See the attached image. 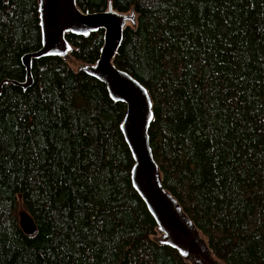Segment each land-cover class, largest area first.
I'll list each match as a JSON object with an SVG mask.
<instances>
[{"label":"trees","instance_id":"16d2710c","mask_svg":"<svg viewBox=\"0 0 264 264\" xmlns=\"http://www.w3.org/2000/svg\"><path fill=\"white\" fill-rule=\"evenodd\" d=\"M135 11L115 64L154 103L151 147L164 187L222 264H264V0H77ZM103 31L68 35L94 64ZM42 46L38 0H0V85L24 82ZM28 90L0 95V264H190L155 241L131 180L126 106L57 57ZM19 198L35 236L20 225Z\"/></svg>","mask_w":264,"mask_h":264},{"label":"water","instance_id":"95a60500","mask_svg":"<svg viewBox=\"0 0 264 264\" xmlns=\"http://www.w3.org/2000/svg\"><path fill=\"white\" fill-rule=\"evenodd\" d=\"M38 14L42 46L22 58L27 73L25 81L4 80L0 85V95L4 85L11 84L25 91L31 88L35 60L57 57L70 62L73 46L67 40L68 35L89 37L103 31L99 59L94 64L79 66L77 72L102 83L113 102L126 106L120 129L134 161L131 170L133 187L157 225L155 241L175 250L190 264H222L214 257L206 239L178 200L164 187L149 136L154 120V103L148 90L115 64L126 28L137 25L135 11L118 12L111 1L107 10L91 12L82 11L77 0H38ZM19 218L24 233L35 236L37 228L33 217L23 211Z\"/></svg>","mask_w":264,"mask_h":264},{"label":"rangeland","instance_id":"374dc122","mask_svg":"<svg viewBox=\"0 0 264 264\" xmlns=\"http://www.w3.org/2000/svg\"><path fill=\"white\" fill-rule=\"evenodd\" d=\"M70 63H71L72 67H73L75 70H77V68H78L79 66H81L80 64H78V63L75 62L74 60H71ZM23 211H26V210H25L24 207H23L22 199L19 198V210H18V214L22 213Z\"/></svg>","mask_w":264,"mask_h":264}]
</instances>
